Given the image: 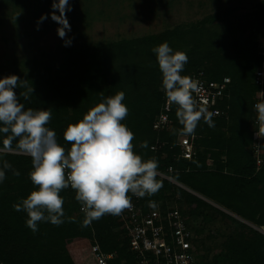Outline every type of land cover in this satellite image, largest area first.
<instances>
[{
    "label": "trees",
    "instance_id": "obj_1",
    "mask_svg": "<svg viewBox=\"0 0 264 264\" xmlns=\"http://www.w3.org/2000/svg\"><path fill=\"white\" fill-rule=\"evenodd\" d=\"M208 1L216 9L203 18L84 44L64 61L0 81V149L112 163L74 162L84 172L74 188L62 160L0 150V264H99L96 244L114 254L108 264H139L125 225L155 207H178L187 217L197 264H212L201 246L219 232L201 235L217 217L231 232L213 264H264V141L261 165L253 148L264 0H248L242 14L246 0L225 7ZM200 71L209 80L231 78L229 96L218 103L224 114L194 119L183 112L193 105L191 93L182 100L171 94V123L156 130L165 89ZM181 134L194 135L192 159L182 156Z\"/></svg>",
    "mask_w": 264,
    "mask_h": 264
},
{
    "label": "rangeland",
    "instance_id": "obj_2",
    "mask_svg": "<svg viewBox=\"0 0 264 264\" xmlns=\"http://www.w3.org/2000/svg\"><path fill=\"white\" fill-rule=\"evenodd\" d=\"M0 0V81L15 72L27 73L64 61L69 49L84 44L115 42L158 34L181 22L203 18L216 9L208 0ZM244 2V1H243ZM223 7L239 0H221ZM248 10V0L242 4ZM219 8V6H217ZM264 38V37H263ZM264 47V39L262 40ZM213 204V203H211ZM214 205V204H213ZM215 215V212H214ZM230 222L217 217L200 256L212 264L227 250Z\"/></svg>",
    "mask_w": 264,
    "mask_h": 264
},
{
    "label": "built area",
    "instance_id": "obj_3",
    "mask_svg": "<svg viewBox=\"0 0 264 264\" xmlns=\"http://www.w3.org/2000/svg\"><path fill=\"white\" fill-rule=\"evenodd\" d=\"M255 82L261 87L260 100L255 104L258 117L255 120L254 152L257 164L261 165V146L264 141V65L257 71ZM230 77L221 81L209 80L203 71L186 78L181 87L165 89L166 100L164 107L154 122V128L158 131L169 127L171 120V96L182 100L187 93H191L193 105H188L183 112L190 114L194 119L202 117H216L224 114V110L218 106L219 101L229 96ZM172 94V95H171ZM194 135L181 134L179 144L182 147V156L192 159L196 154ZM155 148V147H152ZM62 160L61 167L66 173L67 181L74 188L80 187V180L84 172L74 168V162H93L100 164H112L108 161H95L83 159L71 155H47ZM172 172L173 168L170 167ZM161 176L177 182L171 176L160 171H155ZM93 173L89 171V175ZM88 218H95L94 211L81 208ZM125 228L130 238V249L136 253L139 264H197V248L194 244L195 232L189 227L187 217L178 207H169L165 213L159 207L151 208L149 212L139 210L126 223ZM99 264H108L114 254L104 253L96 244L93 248Z\"/></svg>",
    "mask_w": 264,
    "mask_h": 264
},
{
    "label": "water",
    "instance_id": "obj_4",
    "mask_svg": "<svg viewBox=\"0 0 264 264\" xmlns=\"http://www.w3.org/2000/svg\"><path fill=\"white\" fill-rule=\"evenodd\" d=\"M0 150H2V151H10V152H17V153H24V154H32V155L47 156V154H40V153H34V152L16 151V150H8V149H0ZM176 183L179 184L180 186L184 187V188H187L186 186H184V185L181 184V183H178V182H176ZM187 189H188V188H187ZM189 190H190V189H189ZM190 191H191V190H190ZM196 194H198V193H196ZM198 195H199V194H198ZM199 196L202 197L203 199L207 200L208 202L213 203L215 206L221 208L222 210L228 212L229 214L235 216L236 218H238V219H240V220H242V221H244V222H246V223H249V222L245 221L244 219H242L241 217H239V216H237L236 214H234L233 212H231V211L225 209L224 207H222V206H220V205L214 203L213 201L209 200L208 198H206V197H204V196H202V195H199ZM259 229H260L261 231L264 232V227H261V228H259Z\"/></svg>",
    "mask_w": 264,
    "mask_h": 264
},
{
    "label": "crops",
    "instance_id": "obj_5",
    "mask_svg": "<svg viewBox=\"0 0 264 264\" xmlns=\"http://www.w3.org/2000/svg\"><path fill=\"white\" fill-rule=\"evenodd\" d=\"M240 1V0H239ZM228 2H230V0H228Z\"/></svg>",
    "mask_w": 264,
    "mask_h": 264
}]
</instances>
